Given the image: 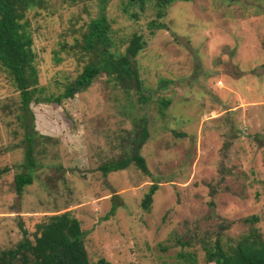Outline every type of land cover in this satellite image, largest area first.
<instances>
[{
	"label": "rangeland",
	"instance_id": "1",
	"mask_svg": "<svg viewBox=\"0 0 264 264\" xmlns=\"http://www.w3.org/2000/svg\"><path fill=\"white\" fill-rule=\"evenodd\" d=\"M156 12L153 0H41L26 10L43 94L81 71L82 34L100 14L114 52L139 37V91L101 72L59 103L30 102L36 166L18 193L19 93L0 71V249L64 210L78 218L89 259L108 264H214L204 247L216 239L226 247L263 234L264 0H174ZM142 118L148 171L130 162L104 174L99 165L128 152L125 137Z\"/></svg>",
	"mask_w": 264,
	"mask_h": 264
},
{
	"label": "trees",
	"instance_id": "2",
	"mask_svg": "<svg viewBox=\"0 0 264 264\" xmlns=\"http://www.w3.org/2000/svg\"><path fill=\"white\" fill-rule=\"evenodd\" d=\"M174 0H153L161 17L164 9ZM140 7L144 0H128ZM31 4L41 5V0H0V71L5 73L11 84L18 90L21 111L19 122L23 129L24 157L23 170L13 176L15 190L20 193L22 187L30 184L36 162L33 157V142L39 133L34 129L33 116L28 105L30 102H56L72 97L90 85L93 77L99 73L113 87L124 91L134 88L139 91V81L135 56L140 51L139 37L133 35L123 53L113 51V42L108 37V22L104 14L89 21L82 39L81 48L86 61L75 78L57 94H43L38 86L35 54L31 49L32 37L26 29L25 12ZM159 27L162 23L157 24ZM112 49V50H111ZM145 101L147 96L139 93ZM166 105L168 100L160 101ZM131 131V130H130ZM147 139V128L142 118L135 123L132 131L125 137L128 152L117 160L105 161L99 165L106 174L109 171L124 168L132 162L143 172H147L145 160L139 154L141 144ZM156 183H151L141 199V206L148 209ZM21 236L13 245L0 249V264H108L104 257L90 260L83 244L84 231L80 222L70 210H64L47 216L36 222L34 229L27 235L22 229ZM181 256V254H179ZM190 256V254H187ZM184 256V255H183ZM204 261L214 264H264V232L259 234L250 230L241 234L235 242L224 247L218 239L212 246L204 247Z\"/></svg>",
	"mask_w": 264,
	"mask_h": 264
}]
</instances>
